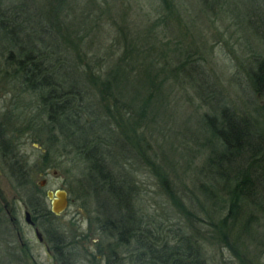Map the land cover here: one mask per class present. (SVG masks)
<instances>
[{
  "label": "trees",
  "instance_id": "trees-1",
  "mask_svg": "<svg viewBox=\"0 0 264 264\" xmlns=\"http://www.w3.org/2000/svg\"><path fill=\"white\" fill-rule=\"evenodd\" d=\"M142 2L130 15L121 2L115 15L106 0H90L87 12L83 0H0V93L9 96L0 141L7 127L40 145L47 168L52 157L53 167L72 165L81 196L104 210L97 229L114 258L233 264L226 250L236 264H253L243 247L256 225L264 264V0ZM91 10L111 21L110 41L87 40L101 30L87 27ZM219 50L236 62L231 82L247 111L223 95ZM175 95L200 103L183 163L149 146L163 137L159 120ZM146 174L152 184L143 189ZM9 176L28 183L13 165ZM152 185L161 191L157 214L146 210ZM31 195L28 211L49 220L43 194ZM7 218L0 207V232L10 234Z\"/></svg>",
  "mask_w": 264,
  "mask_h": 264
},
{
  "label": "rangeland",
  "instance_id": "rangeland-1",
  "mask_svg": "<svg viewBox=\"0 0 264 264\" xmlns=\"http://www.w3.org/2000/svg\"><path fill=\"white\" fill-rule=\"evenodd\" d=\"M106 1L112 6L115 15L120 11L121 2H123L124 6H127L128 9L130 7L129 15L132 11L135 12L139 5L146 8V4L143 3L142 0ZM89 2L90 0H83L81 11L87 12L92 7H90ZM98 8H101V6H98ZM99 10H91L93 11L90 14L91 22L89 23L88 21L86 24L87 27L89 25L98 24L101 30L98 31V34L93 32V35L87 40L93 42H106L109 38H112L114 30L111 28V21L107 19L106 14L100 17V19L98 18ZM74 12L75 17L79 19L78 10L74 9ZM135 16L136 15L132 14V19L134 20L135 18L136 22H139V17ZM132 19L128 18L127 21ZM72 22L75 23L74 20H72ZM106 32L109 37H106ZM229 57V55L224 54L221 50L214 53L213 63L217 66L215 67L216 71H219L217 79L223 89L224 97L229 100V106H232L234 109L241 107L247 111L249 106L244 103L245 97L241 96L240 87H236L231 82L232 78L236 77L235 72L237 71V67H234L236 62L232 64ZM239 78L241 79V75ZM239 96H241V98ZM8 97L9 96L1 95L0 93V122L3 121L1 114L4 107L2 106L8 104L6 101ZM180 98V95H175L173 98L171 96L169 99V106L161 113L163 118L159 121H163L160 123L163 125V137L158 140L151 139V141H149V146L151 148L150 154H163V156L167 158V163H172L176 160L183 163L185 162L184 160H190V150L194 146V134L192 131L196 128V118L193 114V108L196 110L200 103L198 100L194 99L191 105L185 103L184 100ZM257 101L260 103L259 100ZM204 108L203 106L202 109ZM1 131H4V138L2 137V142L0 141V207L2 208L5 206V210H12L10 214H7V219L9 221V217H13L16 222L12 224L11 221H9L11 224L10 228L12 229L11 233H8L9 235L7 233L5 234L3 231L0 232V263L115 264V262H122L123 264H127L125 258L121 256H116V258H114L106 252L105 245L107 242L104 237H101V232L97 229L98 225L106 219L105 215H103L104 210L98 208L92 198L81 196L78 190V179L72 165L63 163L59 167H53L56 159L53 160L54 157H52L51 160L54 163H48L52 164V166L49 165L51 167L47 168V163L41 161V154L43 152H41L40 145L32 142L30 138L26 136L17 137L12 135L11 129L8 130L7 127H3ZM7 151L9 152L6 156ZM194 161L196 162V159ZM11 165L22 171L26 170L29 173L28 183L19 184L10 178L9 167H11ZM175 169L177 168H166L167 171ZM176 172L178 173L177 170ZM148 178L149 176L146 174V177L143 178V182L146 181L147 183L139 184L141 188L144 189L145 186L152 184V179L150 178V182L147 180ZM42 181L45 182V188L47 190H65L70 199L67 208L60 213L59 216L50 218L46 226L44 222H40L38 226V231L42 235L43 233L47 235V231L51 233L48 239L43 235L45 245L50 252L49 254L44 250V247L36 241L32 230L23 222V212L25 210L28 211L27 205L32 196L31 194H33L34 189L37 190V187ZM186 184H189L188 181ZM189 186L190 185H188V187ZM150 187L151 186H149V188ZM150 191L151 193L148 194L150 196L147 198L148 203H146V210L148 213H153L154 207H158L159 204L157 203L162 200V197L160 196L161 191L158 186L151 187ZM141 203L138 207L143 208V204ZM154 212L157 214L156 211ZM253 229H255V234H251L252 237L246 239L243 253L247 254V258L251 260L253 264H259L261 262L259 258L261 249L256 236L260 234L261 229L256 225ZM54 239L57 240L53 243L52 240L54 241ZM20 243L24 245H20ZM24 246L27 247V251L24 250ZM4 247L8 250L7 253ZM211 252L214 254L217 253L214 250H211ZM229 254L230 253L226 250L223 251V259L236 264V260Z\"/></svg>",
  "mask_w": 264,
  "mask_h": 264
},
{
  "label": "flooded vegetation",
  "instance_id": "flooded-vegetation-1",
  "mask_svg": "<svg viewBox=\"0 0 264 264\" xmlns=\"http://www.w3.org/2000/svg\"><path fill=\"white\" fill-rule=\"evenodd\" d=\"M46 186H45V182H44V184H43V186H40V184H39V186L37 187V191H40L42 194H43V198H44V200H43V203H44V206H45V210H47L49 213H50V211H49V200L47 199V197H46V195H45V192L47 191V189L45 188ZM65 193H66V196H67V206H68V203H69V201H70V199L68 198V194H67V192L65 191V190H63ZM3 209H5V206H3ZM44 209V208H43ZM41 210V209H40ZM6 211V213L7 214H10L11 212H12V210L11 211H9V210H5ZM25 212H27L28 213V215H29V221H30V223H26L25 222V219H24V213ZM51 214V213H50ZM38 216H34V215H32V213L31 212H29V211H24L23 212V222H24V224L30 229V230H32V233H33V235H34V237L36 238V241L39 243V244H41L43 247H44V250L49 254L50 252H49V250H48V247L45 245V242H44V238H43V235L45 236V237H47V239L49 238V236H51L50 234V231H47L48 232V234L47 235H45L43 232V235L38 231V226H39V224H40V222H44V223H46L45 224V226L48 224V219H46L45 217H41V214H37ZM57 216H59V215H53V214H51V218H55V217H57ZM9 221H11V223L12 224H15V222H16V220H15V218H13V217H9ZM35 231H37V233L39 234V236L37 237L36 235H35ZM51 238V237H50ZM57 239H54V241L52 240V242L54 243L55 241H56ZM20 245H24V244H21L20 243ZM24 248V250H28L27 249V247L26 246H24L23 247ZM53 249H54V247H53ZM55 250V249H54ZM56 252V251H55ZM57 254V253H56ZM58 255V254H57ZM57 258V257H56ZM58 259V258H57Z\"/></svg>",
  "mask_w": 264,
  "mask_h": 264
},
{
  "label": "water",
  "instance_id": "water-1",
  "mask_svg": "<svg viewBox=\"0 0 264 264\" xmlns=\"http://www.w3.org/2000/svg\"><path fill=\"white\" fill-rule=\"evenodd\" d=\"M44 181L40 183L43 186ZM47 199L49 200V211L53 215H59L67 208V196L63 190H47L45 192ZM24 219L26 223H30L29 215L27 212L24 213ZM35 235L38 237L39 234L35 231Z\"/></svg>",
  "mask_w": 264,
  "mask_h": 264
}]
</instances>
